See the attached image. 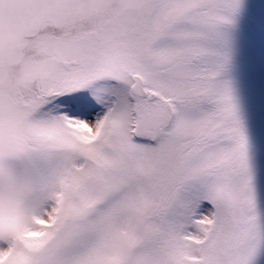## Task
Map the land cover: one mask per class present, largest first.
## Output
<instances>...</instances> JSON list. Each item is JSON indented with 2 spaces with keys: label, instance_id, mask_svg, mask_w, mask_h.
<instances>
[{
  "label": "snow or ice",
  "instance_id": "6c2138e0",
  "mask_svg": "<svg viewBox=\"0 0 264 264\" xmlns=\"http://www.w3.org/2000/svg\"><path fill=\"white\" fill-rule=\"evenodd\" d=\"M25 115L0 264H264V0H121Z\"/></svg>",
  "mask_w": 264,
  "mask_h": 264
},
{
  "label": "rangeland",
  "instance_id": "374dc122",
  "mask_svg": "<svg viewBox=\"0 0 264 264\" xmlns=\"http://www.w3.org/2000/svg\"><path fill=\"white\" fill-rule=\"evenodd\" d=\"M52 2L53 0H20L21 18L10 25L0 24V193L3 194L13 193L25 174L23 150L28 142V122L25 115L28 101L52 73V64L69 54L77 43L87 40L95 28L110 23L114 19V13L121 7L108 9L115 0H81L80 10L65 27L58 29L57 35L49 39V46L41 49V58H31L27 52L36 43L25 37L31 36L38 23L69 0H62L59 6L46 11L41 19L34 21L33 17ZM87 18H90V22L97 18L98 21L106 18V21L99 26L95 22L90 33L75 34L70 31L77 25V20ZM21 27L23 35L20 39H13L11 35L5 39L6 31H15ZM18 92H23V102Z\"/></svg>",
  "mask_w": 264,
  "mask_h": 264
},
{
  "label": "clouds",
  "instance_id": "9594fccd",
  "mask_svg": "<svg viewBox=\"0 0 264 264\" xmlns=\"http://www.w3.org/2000/svg\"><path fill=\"white\" fill-rule=\"evenodd\" d=\"M61 2L62 0H53V2L49 4L43 11L37 13L36 16L33 17V20L35 21L41 19L46 11L59 6ZM21 13L22 5L20 0H0V24H12L21 18ZM9 35H11L13 39H20L23 35V27L15 31H6L4 33L5 39H7ZM62 59L63 58L58 59L52 64V72H55L61 66Z\"/></svg>",
  "mask_w": 264,
  "mask_h": 264
},
{
  "label": "trees",
  "instance_id": "16d2710c",
  "mask_svg": "<svg viewBox=\"0 0 264 264\" xmlns=\"http://www.w3.org/2000/svg\"><path fill=\"white\" fill-rule=\"evenodd\" d=\"M120 6H121V0H115V2L112 4V6L109 7L108 9H116V8H118ZM89 20H90V18H87V19H85V21L83 20L82 22H80V20H77L75 24L79 23L78 24L79 26L77 25L78 27H76V26L72 27L70 31L74 32L76 34L78 32H80L81 34H83L85 32L86 33L91 32L94 29L93 28V24L95 22H98L99 18H97L96 21H92V22H90ZM58 32H59L58 29H50L49 32L46 35L49 38H51L54 35H57ZM25 39L34 42L32 35L31 36H26ZM41 49H42V47H40L37 44H34L33 47L28 50L27 54L31 55V58H34V57L41 58L40 57L41 56ZM22 94H23V92H21V93L18 92V95L21 96V97H22Z\"/></svg>",
  "mask_w": 264,
  "mask_h": 264
},
{
  "label": "flooded vegetation",
  "instance_id": "af4514ba",
  "mask_svg": "<svg viewBox=\"0 0 264 264\" xmlns=\"http://www.w3.org/2000/svg\"><path fill=\"white\" fill-rule=\"evenodd\" d=\"M84 21H85V19H84ZM104 21H106V18H105L103 21H98V26L100 25L101 22H104ZM80 22H82V21H80ZM78 24H79V23H77V25H78ZM77 25H76V27L79 26V25H78V26H77ZM77 29H78V28H77ZM95 30H96V28H95ZM73 33H74V32H73ZM78 33H79V32H78ZM89 33H90V32H89ZM75 34H76V33H75ZM51 38H52V37H51ZM51 38H49V39H51ZM55 58H57V57H55ZM20 98H21V97H20Z\"/></svg>",
  "mask_w": 264,
  "mask_h": 264
},
{
  "label": "water",
  "instance_id": "95a60500",
  "mask_svg": "<svg viewBox=\"0 0 264 264\" xmlns=\"http://www.w3.org/2000/svg\"><path fill=\"white\" fill-rule=\"evenodd\" d=\"M21 100H22V102H23V98L21 97Z\"/></svg>",
  "mask_w": 264,
  "mask_h": 264
}]
</instances>
